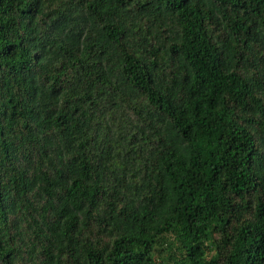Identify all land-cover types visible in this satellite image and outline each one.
Wrapping results in <instances>:
<instances>
[{
	"label": "trees",
	"instance_id": "16d2710c",
	"mask_svg": "<svg viewBox=\"0 0 264 264\" xmlns=\"http://www.w3.org/2000/svg\"><path fill=\"white\" fill-rule=\"evenodd\" d=\"M0 264H264V0H0Z\"/></svg>",
	"mask_w": 264,
	"mask_h": 264
}]
</instances>
